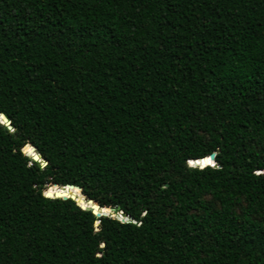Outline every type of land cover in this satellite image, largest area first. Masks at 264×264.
<instances>
[{
    "label": "trees",
    "instance_id": "obj_1",
    "mask_svg": "<svg viewBox=\"0 0 264 264\" xmlns=\"http://www.w3.org/2000/svg\"><path fill=\"white\" fill-rule=\"evenodd\" d=\"M0 113V264H264V0H0Z\"/></svg>",
    "mask_w": 264,
    "mask_h": 264
},
{
    "label": "water",
    "instance_id": "obj_2",
    "mask_svg": "<svg viewBox=\"0 0 264 264\" xmlns=\"http://www.w3.org/2000/svg\"><path fill=\"white\" fill-rule=\"evenodd\" d=\"M0 123L6 126L8 130H14V128L11 126V122L2 114L0 113ZM30 150L29 152L26 150H22L24 154L29 156L33 161H38L41 163V165L46 164L44 159L36 152V149L34 146L31 144H28ZM215 152L210 153L208 156L194 160L192 162H188L189 165L192 166H198L199 168H202L206 165L211 166V167H218L216 162H215ZM55 186L57 188L56 191L51 192L50 187ZM66 189H77L80 194H82L81 189L77 186H74L72 184H66L65 186H60V185H51L47 187L45 190L44 194L45 196L52 197V198H61V199H66L70 198L76 202L78 206H80L81 209L86 210V211H91L96 217H101V216H110L112 218L117 219L120 222H131L135 223V220L130 219L127 215L123 214L122 211L119 208H108V207H100L94 200L88 199L86 197H83V202L79 201L75 196L74 193L71 192L68 195H65L62 190ZM107 210L108 212H106Z\"/></svg>",
    "mask_w": 264,
    "mask_h": 264
},
{
    "label": "bare ground",
    "instance_id": "obj_3",
    "mask_svg": "<svg viewBox=\"0 0 264 264\" xmlns=\"http://www.w3.org/2000/svg\"><path fill=\"white\" fill-rule=\"evenodd\" d=\"M57 190V188L54 190V191H56ZM53 192V191H52ZM65 192H67V190H65ZM71 192H76L77 193V196H75L79 201H81V199L83 198V196H82V194H80L79 193V191H76V190H73V191H71ZM70 192V193H71ZM106 212H108L107 210H105Z\"/></svg>",
    "mask_w": 264,
    "mask_h": 264
}]
</instances>
